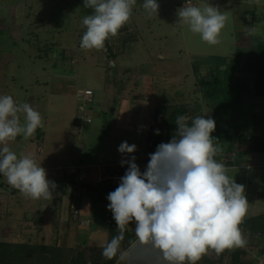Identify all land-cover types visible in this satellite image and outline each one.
<instances>
[{
  "label": "rangeland",
  "instance_id": "374dc122",
  "mask_svg": "<svg viewBox=\"0 0 264 264\" xmlns=\"http://www.w3.org/2000/svg\"><path fill=\"white\" fill-rule=\"evenodd\" d=\"M143 3L136 0L129 21L105 41L103 49L85 50L80 47L86 31L82 19L93 10L84 7V0H0V96L28 103L43 122L32 137L18 136L8 147L18 158L30 154L54 183L52 190L61 187L66 192V196L52 192L50 199H31L14 192L16 188L0 173V244L42 243L56 256L57 234L69 224L73 253L61 252L60 263L104 264L102 251L108 242L104 223L114 220L110 201L96 199L98 223L83 235L80 228H88L90 222L80 219L79 204L77 212L71 210L78 198L72 192L82 184L67 172L109 164L126 172L128 165L121 161L132 156L144 172L156 151L146 143L149 129L164 107L165 113L185 109L189 123L197 116L211 117L214 134L225 132L240 139L217 143L221 151L215 159L225 167L231 165L227 175L244 186L248 212L240 228L247 243L220 255L209 250L197 264H264V166L255 167L264 165V151L255 152L264 148V97L249 93L232 111L216 112L209 93L212 73L224 59L231 66L232 55L242 50L241 57L251 60L256 45L264 44V0H157L158 13L151 16ZM206 3L219 6L228 17L217 45L207 44L178 22L180 8ZM246 78L252 90L254 77ZM85 91L92 92L86 112L90 123L81 130L77 96ZM250 129L258 130L254 144L249 136L255 133H247ZM125 141L136 145L134 153L118 151ZM59 168L63 171L57 172ZM95 171L83 178L86 186L97 188ZM134 229L133 222L126 231L135 235ZM66 243L61 240L62 246ZM0 264L6 263L0 259ZM116 264L126 262L119 257Z\"/></svg>",
  "mask_w": 264,
  "mask_h": 264
},
{
  "label": "clouds",
  "instance_id": "9594fccd",
  "mask_svg": "<svg viewBox=\"0 0 264 264\" xmlns=\"http://www.w3.org/2000/svg\"><path fill=\"white\" fill-rule=\"evenodd\" d=\"M135 4L136 0H84V7L93 11L82 19L86 31L80 47L103 49L105 41L129 21ZM142 7L151 16L158 13L159 4L144 0ZM177 15L178 22L199 34L202 41L220 43L228 17L219 6H184ZM175 123V135L150 154L144 172L135 156L122 159L127 171L107 197L119 235L104 246V258L111 260L119 254L126 264H197L209 250L220 255L246 245L240 225L248 212V200L244 186L215 159L221 149L212 136L214 119L197 116L189 123L181 115ZM42 127L41 114L31 105L18 104L10 95L0 96V173L31 199H50L55 185L30 154L18 158L8 142L18 136L28 139ZM118 151L131 154L136 145L125 141ZM133 222L136 240L122 251L121 241Z\"/></svg>",
  "mask_w": 264,
  "mask_h": 264
},
{
  "label": "trees",
  "instance_id": "16d2710c",
  "mask_svg": "<svg viewBox=\"0 0 264 264\" xmlns=\"http://www.w3.org/2000/svg\"><path fill=\"white\" fill-rule=\"evenodd\" d=\"M241 51L237 50L234 55H232V64L228 63L226 59L223 60V63H221L220 67H225V71H220L219 68L212 73L211 84L210 88V97L214 101H216V105L214 104V109L216 112H220L221 110H228L232 111L235 107L240 105L242 97L246 94H253L255 97H264V44H257L255 48V52L253 53V58L251 60H247V58L241 57ZM225 63V64H224ZM228 63V64H227ZM237 67V68H236ZM235 68V69H234ZM196 70V69H195ZM241 72V75L243 77L237 76L238 72ZM239 72V74H240ZM214 74V75H213ZM246 76H252L254 77V83L252 90L248 87V79ZM218 110V111H217ZM186 110L185 109H179V110H172L168 113L164 112V107L159 109L154 116V123L151 124V127L149 129V134L147 136V144L149 145V148L151 150H157L158 145L161 143H168L171 141L173 136L176 133L177 125L175 123V120L178 116H185ZM213 137L215 139L214 143H232L237 142L240 139H237L236 136L231 134H226L225 132H219L217 134L213 133ZM251 141H257V133L249 136ZM255 143V142H254ZM259 151H264V148L260 149ZM125 172H122V175H124ZM77 176V173L75 174ZM73 177H75L73 175ZM59 185H64L63 180L59 179ZM81 186H86L85 183H82ZM0 185V189H1ZM81 188V187H79ZM78 188V189H79ZM117 188V187H116ZM116 188L114 187H104L96 189L103 191L104 194H109L110 192L114 191ZM76 189V190H78ZM76 190H73L72 196H74V193ZM18 189H15L14 192H18ZM54 193H59L60 196H65L66 192L61 190V187L56 188V190H52ZM79 195L78 198L75 201V207L78 208V204L80 205L79 201ZM78 210V209H77ZM100 211V210H99ZM99 212L94 213L93 220L91 222L94 224L95 222H98L97 214ZM101 222V221H99ZM247 224V222H245ZM105 228L107 229L108 233V242L111 241V239L117 235H119V232L117 230V225L115 220H109L104 223ZM246 227V225H245ZM136 237L135 235L129 234L127 231H125L124 239L121 243V249L127 250L133 242H135ZM86 248V247H85ZM58 249V250H57ZM56 256L55 254L51 253V248H48L47 245L38 244L35 246L23 244V245H15V246H2L0 244V259H2V262L5 261L6 264H24L26 261L31 262L32 264H63L60 263V257L61 252L68 251L69 253H73L71 249H63L57 247ZM81 258L85 255L84 252H82ZM51 256H54L51 259ZM104 264H116L119 260V254L117 257H114L111 260H108L106 258H103ZM73 260H70L69 262L65 260V264H81L82 261H75L71 262ZM236 263V261H235Z\"/></svg>",
  "mask_w": 264,
  "mask_h": 264
},
{
  "label": "built area",
  "instance_id": "2783aa9c",
  "mask_svg": "<svg viewBox=\"0 0 264 264\" xmlns=\"http://www.w3.org/2000/svg\"><path fill=\"white\" fill-rule=\"evenodd\" d=\"M91 99L92 97V92L91 91H85L81 92L77 96V103H78V115L77 119L80 121V127L81 130L85 128V126L90 123L88 115H86V112L89 111V105L91 107ZM97 170V172L95 171ZM58 171H63L62 168H59ZM92 171H95L94 173V182L95 185L99 188H104V187H118L120 181V178L123 176L122 172L123 170L119 165H100V166H91V165H84L77 167L74 172H70L69 176H75L74 179H77V183H84L83 178L86 176H89ZM69 173V172H67ZM77 173V176L75 175ZM64 174V173H63ZM79 180V181H78ZM71 210L76 211L77 209L75 207V203H73V206ZM74 214V213H73Z\"/></svg>",
  "mask_w": 264,
  "mask_h": 264
},
{
  "label": "crops",
  "instance_id": "0c3cea01",
  "mask_svg": "<svg viewBox=\"0 0 264 264\" xmlns=\"http://www.w3.org/2000/svg\"><path fill=\"white\" fill-rule=\"evenodd\" d=\"M254 98H257V97H255L254 96ZM252 114H254V113H252ZM258 133V130L257 129H253V130H249V131H247V133ZM243 133H246L245 131L243 132ZM259 139V137L257 136V140ZM250 142L252 143V144H254V142L253 141H251L250 140ZM255 152H261V151H255ZM254 153V152H253ZM254 154H256V153H254ZM253 157V156H252ZM235 158L237 159V157L235 156ZM91 166H93V165H91ZM231 165H229V166H227L226 168H228V167H230ZM262 166H264V165H260V164H256V168H260V167H262ZM68 167H71L70 165H68ZM232 167V166H231ZM230 167V168H231ZM255 167H254V169H255ZM238 168H240V167H238ZM247 168H249V166H247ZM253 167L251 166L250 167V169H252ZM249 169V170H250ZM70 173V172H69ZM93 178V177H92ZM86 185V184H85ZM90 187L88 188V187H85V186H82L81 188H79L78 189V191H80V192H75L74 193V195L75 194H77L78 193V195H79V199H78V201H79V203H80V219L81 220H87V221H89L90 222V226L87 228H83V227H81L80 229H81V231H82V234L83 235H85L86 234V232H88V230L90 229H92L93 227H96L95 226V224L97 225V223L98 222H95L94 224L91 222V220H93V217H94V213H95V211H96V209H95V201H96V199L97 198H101V200L102 201H104L105 199H107V197H108V194H104L103 193V191H101V190H98V189H96V188H93V187H91L92 185H89ZM66 196V195H65ZM69 197H70V195L68 196V204H69ZM72 197V196H71ZM69 208V207H68ZM69 210V209H68ZM64 226H63V228H62V230H60L59 232H58V234H57V238H56V241H57V243H58V240H59V248H63V249H73L74 248V246H72L71 244H75V240L73 239H71V241H72V243H71V241L69 240L68 241V239H70V236L68 235V233H71V231H72V225L70 226L69 224H63ZM71 230V231H70ZM74 236V235H73ZM90 237V234L89 235H87V237ZM64 239V241H65V243L68 241V243H66V244H68L67 246L66 245H64V246H62L61 245V240H63ZM77 243V242H76ZM71 245V246H70ZM88 246H89V243H88Z\"/></svg>",
  "mask_w": 264,
  "mask_h": 264
}]
</instances>
